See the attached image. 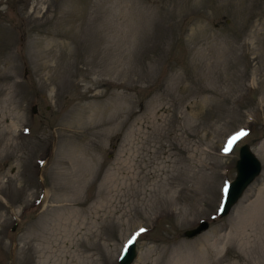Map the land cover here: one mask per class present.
Segmentation results:
<instances>
[{"label":"rangeland","instance_id":"1","mask_svg":"<svg viewBox=\"0 0 264 264\" xmlns=\"http://www.w3.org/2000/svg\"><path fill=\"white\" fill-rule=\"evenodd\" d=\"M242 144L260 172L219 217ZM126 239L130 264H264V0H0V264Z\"/></svg>","mask_w":264,"mask_h":264},{"label":"water","instance_id":"2","mask_svg":"<svg viewBox=\"0 0 264 264\" xmlns=\"http://www.w3.org/2000/svg\"><path fill=\"white\" fill-rule=\"evenodd\" d=\"M260 162L250 151L247 144H242L238 149L237 159L234 164L235 175L225 185L219 215H225L230 206L236 202L243 190L260 172ZM207 223L204 221L192 229L185 230L184 236L191 237L205 229ZM135 256V246L132 241H128L122 248V252L117 259L116 264H130Z\"/></svg>","mask_w":264,"mask_h":264},{"label":"snow or ice","instance_id":"3","mask_svg":"<svg viewBox=\"0 0 264 264\" xmlns=\"http://www.w3.org/2000/svg\"><path fill=\"white\" fill-rule=\"evenodd\" d=\"M247 135L246 132H244L243 130L238 132L235 136H233L229 142H228V146L225 148V151H229L233 145V143H235V141H237L238 139H240L241 137ZM141 231H144L143 229H141Z\"/></svg>","mask_w":264,"mask_h":264},{"label":"bare ground","instance_id":"4","mask_svg":"<svg viewBox=\"0 0 264 264\" xmlns=\"http://www.w3.org/2000/svg\"><path fill=\"white\" fill-rule=\"evenodd\" d=\"M134 8H135V10H137L136 6H135ZM138 8H139V7H138ZM222 216H223V215H222ZM222 216H221V217H222Z\"/></svg>","mask_w":264,"mask_h":264}]
</instances>
